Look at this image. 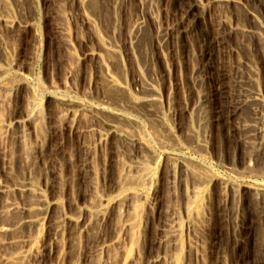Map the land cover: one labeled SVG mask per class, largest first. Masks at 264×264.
<instances>
[{"label":"rangeland","instance_id":"374dc122","mask_svg":"<svg viewBox=\"0 0 264 264\" xmlns=\"http://www.w3.org/2000/svg\"><path fill=\"white\" fill-rule=\"evenodd\" d=\"M5 1L15 25L6 27L0 22V66L9 68L8 75L17 76L22 87L16 91L9 104L0 103V120L8 125L7 131L3 132L2 129L0 133V186L15 189L12 200L4 192H0V225L7 220L4 215L7 213L4 208L6 203L14 201L21 210L24 203L29 201V197L26 201V197L17 190L19 184H28V181L34 179L32 184L39 191L37 193L42 194L41 197L48 203L45 204L50 210L49 214H38V228H24L25 230L17 233L16 247L29 255L25 263L70 264L75 259L72 255L74 249L70 242L71 233L72 230L80 232L81 229L82 241L76 254L78 264H92L94 257L100 260L98 264H130V259L137 264H145L156 255L164 256L167 249L165 246V250L162 249V245L157 246L156 240L159 229L166 223L167 214L171 211L169 209L176 207L179 227L177 264H264V194L255 198L251 192L240 189L236 191V195H233L232 189L229 191L231 186L236 189L246 186L264 190V172L260 167L256 168L258 166L248 169L242 165L248 149L238 143V135L233 131L234 123L221 127L215 120L219 108L223 110L224 107L227 110V103L238 98L233 82L235 72L231 71H235V59L242 62L245 57L248 58L245 46L253 45L237 29H251V22L246 16L247 10L254 12L256 16L258 14L259 21L264 22V10L258 7V3H264V0H224L226 4L218 3V0H198L201 7L193 12L187 9L192 5L191 0H148L150 3L147 6H151L158 26L147 16V6L144 4L146 0H95L93 5L86 0ZM202 7L205 16L199 22L196 18L201 15ZM225 18L227 19L223 24L221 21ZM87 19L95 30L89 26ZM61 21L66 22L70 43L68 49L58 28ZM135 21L144 22V28L136 38L131 27ZM24 24L27 26L24 27ZM158 29L168 31L166 41L159 46L156 38ZM94 31L101 36L104 45L114 49L117 54L111 59L107 56L105 58L103 54L105 69L96 59L86 55L92 49L98 50ZM202 35L207 39L202 38ZM35 39L37 43L33 45ZM3 47L11 53V59L14 60L11 63L5 58ZM33 49L37 50L35 58L31 57ZM260 57L261 54H255L253 60L260 74V82L264 84V68L261 70ZM105 72L125 87V92H121L122 100L126 98L125 101L119 98V93H115L116 97H109L103 87ZM138 74L146 78V82L152 81L151 84L158 94L156 111L159 110V117L152 116L156 119V126L161 128L167 125L170 130L172 139L161 142V145L155 139L146 109L140 107L139 110H134L130 104V109L125 105L128 102L126 92L133 98L143 97L138 86ZM0 80L1 88L7 75L0 76ZM3 95L4 92L0 89V97ZM27 97L37 100L44 115V130L42 140L40 139L42 161L38 163L39 168L34 166L32 152L28 150V124H17L25 113ZM204 97H207V101ZM262 97L264 99L263 93ZM110 98L120 99L121 104L120 100L118 102V99L115 101ZM60 99L75 104L72 107L62 105L59 104ZM202 101L206 106L203 107L209 109L211 119L203 127L207 132L204 136L206 147L199 149L186 137V131L190 123L188 119L191 120L197 114L196 104ZM93 107L113 112L108 118L113 123H116L117 118H129V126L137 131L141 142L144 145L146 143L150 153V165L155 170L154 181L143 189H133L138 199L135 202L137 211L140 209L137 228L140 230L141 239L136 247L129 248L127 237L119 232L120 218L112 211V206L117 202L115 187L119 148L110 144L109 139L99 138V134L106 133L108 127H104L102 121L88 111ZM73 113L82 117H79L77 132L69 128ZM21 133L28 140L27 143L19 137ZM130 146L129 152L136 154L139 151L137 146ZM88 147L89 151L92 149L91 153ZM90 159L98 168L95 190L102 198L105 216L91 222V226L85 225L86 229L63 228L59 236L55 235L51 227L54 216L64 218L65 222L86 216L84 212L89 207L88 194L93 189L87 181L90 171L86 167ZM184 161L191 162L213 178L212 183L206 182L201 187L200 193L192 198L194 201H191V206L186 211L183 195L191 189V178L176 169L174 185L168 183L169 165ZM40 176L42 178H38ZM178 176L185 178L180 180ZM129 189L132 191L131 188L127 191ZM170 190L174 191L171 193L176 199L173 206L167 207L173 204L170 202L166 206L167 198L171 195ZM227 192L229 199L226 197ZM34 200L32 202L37 203V197ZM198 202L204 204L205 212L200 228L190 223L193 218L192 210ZM126 203L119 209L122 216L131 209V204ZM5 242L0 237V256L10 254ZM190 245L192 251H189ZM127 248L130 251L128 260L122 262L123 250ZM92 252H98V256H94ZM66 255L69 259L72 257L70 263L66 261Z\"/></svg>","mask_w":264,"mask_h":264},{"label":"bare ground","instance_id":"6f19581e","mask_svg":"<svg viewBox=\"0 0 264 264\" xmlns=\"http://www.w3.org/2000/svg\"><path fill=\"white\" fill-rule=\"evenodd\" d=\"M94 1L95 0H86V2H88L89 4H92ZM178 1H187V0H178ZM191 2H192V5L187 8L189 11L193 12V10L201 7L200 2L198 0H191ZM217 2L226 4V1H224V0H218ZM96 3H97V1H96ZM149 3L150 2H148V0H146V2L144 4L147 6V5H149ZM150 7L147 6V11H146L147 16L150 18L151 22L154 25L158 26V22H157L156 18L154 17L155 15H154V13ZM258 7H259V9L264 10V3L259 2ZM257 10L258 9H256V11ZM57 11H58V9H57ZM9 12H10L9 6H8L7 2L5 0H0V22H2L6 27H13L15 25V22L10 18L11 13H9ZM204 16H205V12H204V8L202 7L201 8V15L197 16V18H196L197 21L200 22ZM246 16H247V18H249V20L251 22V29H240V28H238V29L236 28V29L239 30V32L241 33V35H243L244 38L248 37V40L245 38L246 41L249 42V40H250V42H252L253 45H251V47L244 45L246 47V48H244V50L246 49V53L245 52L244 53L247 55L248 58L245 57V60L244 61L242 60V62H241V60L239 62L238 59L237 60L235 59V61L237 62L235 64V68L233 67V69H235V71H233V70L231 71L233 73L234 72L236 73V74L234 73L235 76L233 74V79H234L233 82H234L235 88H236V89L234 88L235 91L236 90L238 91V98L234 101L231 99L232 102L227 103L228 107H229V108H227V110H225L224 107H223V110L219 108L220 110L218 109V111H216L217 114H215V120L218 124L221 125V127H225V126L227 127V125L229 123H234V124H232V125H234L233 131H234V133H236L238 135V136L236 135L238 137V139H237L238 143L240 145L243 144V146H245L246 150L248 149V152L246 151L247 155H245V158L242 162V165L244 167H247L248 169H251L255 166H258L256 168L260 167L261 170L264 172V99L262 97V93L264 95V84H263V82H262V84L260 82V80H261V79H259L260 74L256 68L255 61L253 60V57L255 56V54H261L260 58H261L262 62H260L261 63L260 67H262L261 70H263V68H264V24L263 23L264 22L259 21V19L257 18L258 14L256 16L254 12L251 13V12H249V10L246 11ZM221 17H222V15H221ZM61 18H63L62 15H61ZM247 18H245V19L247 20ZM226 19L227 18H225V20H223L221 22H224V21L226 22ZM220 20H222V19H220ZM86 21L88 22L89 26H91V28H93V30H95L93 24L90 23V20L87 19ZM225 22L223 24H225ZM65 23H66L65 21H61L58 28H59L62 40L68 49L70 47V43H69ZM143 23L144 22H142V21H135L132 23L131 27L133 28L135 38L138 36L140 30L142 28H144ZM25 26H27V25L24 24V27ZM225 26H227V25H225ZM228 26H229V24H228ZM31 27H32V25H31ZM225 28L228 29V27H225ZM167 32L168 31H166V30H159V29L157 30V33H156L157 37L156 38H157V45L158 46L166 41ZM93 33H96V38H97V42H98L99 47H98V50H95V49L90 50L86 55L90 58L96 59L98 62H100L101 66L105 69L106 68V65L104 64L105 61L103 63L104 59L102 60L103 54H105V58L108 57L110 59L115 58L117 56V54H115L114 49L108 48L107 46H105L106 44L104 45L103 40L100 38L101 36H99L97 34V32L94 31ZM202 38H206V36L202 35ZM36 43H37V41L35 39L33 45H35ZM241 43H242V41H241ZM240 45L243 46V44H240ZM246 45H248V43H246ZM136 46H137V44H136ZM9 47H11V46H9ZM237 47L239 48V46H237ZM2 49H3L2 52H4L5 58L7 59V61L9 63H11L13 60V59H11V55H10L11 53L9 54L7 52L6 47H3ZM36 51L37 50L33 49L32 53H31V57L35 58V55L37 53ZM6 52H7V54H6ZM253 53H254V55H253ZM237 54H238V51H237ZM233 55H234V53H233ZM73 57L74 56H72V58ZM122 70H123V68H122ZM8 74H9V68L0 66V76L7 75L6 82L5 81H4V83H2L3 81L1 82L2 87L0 89H2V91L4 92V95L2 97H0V103H2V104H9V102L12 101L13 96L16 94V91L20 87H22L21 82L19 80H17V78H16L17 76L15 77V76H11ZM68 74H71V73H68ZM105 75L106 76L103 75V79H104L103 87L106 90L107 94H109V97H110V95H114V97H116L115 93H119V94H121V97H119V98H121V100H122L123 93H121V92H125V89H124L125 87H123L120 84L121 82L119 83V81L116 80L115 77H113L109 74H106V72H105ZM140 75L138 76L137 81L139 82L138 86H140L139 89L141 90V93H142L140 95H143V97L138 96V98H136V97L133 98L132 96L128 95L126 92V95L128 97V102H130V103L126 102L128 104L125 103V105L129 106V104H130L131 108H134V110H136V109L139 110L140 107H144L146 109V113H148V115L150 116V118H149L150 122H151L150 127H152L155 139L158 140V142L160 144L161 142H164L165 140H168L169 138H171L170 130H169V127L167 125H164V124H163L164 127L160 125L161 128H158L156 126V124H157L156 119H155V117L153 118L152 116H158L159 117V115H158L159 110H158V112L156 111L157 110L156 107L158 105V99H157L158 94H157L153 84H151L152 81L150 80L151 82H146L145 81L146 78H143ZM218 85H220V81H219ZM219 87L221 88V86H219ZM217 88H218V86H217ZM104 89L102 91H104ZM218 91H220V90H218ZM104 93H105V91H104ZM107 94H105V95L108 97ZM219 94L221 95V93H219ZM118 96H120V95H118ZM27 99H26L25 113L22 116V120L17 121L18 122L17 124L21 125L20 123H23L22 124L23 126L28 124L29 132L26 133V138L29 140V141L27 140L29 143L28 148H30L28 150H31V152H32L33 160H34L33 161L34 166L38 167L39 166L38 163L42 161L41 160L42 145H40V143H41L40 139L43 136L44 115H43V111H42L41 107L39 106L37 100L33 99L32 97L31 98L27 97ZM110 99H113V98H110ZM116 99H118V98H115L113 100L116 101ZM125 99L123 98L124 101H125ZM199 99L200 98H198V100ZM119 100L120 99H118V102H119ZM121 100H120V104H121ZM115 101H113V102H115ZM206 101H207V99H206ZM68 103L64 102L61 99L59 101V104L71 106V107L74 106V104H75V103L74 104H72V103L68 104ZM196 105L198 106L196 108L197 110H195V112L197 111V114L195 116H193L194 118L192 117L191 120L188 119V121L190 123H188L189 125H188L187 131H186V134H187L186 137L191 139V142L193 143V146H195V148L204 149L206 147L204 136H205V133H207V132H205L206 130L203 129V127H205L207 122H209V119H211L209 117L210 111H209V109H206L203 107V105L205 106V103H203V101H202V103H198ZM128 108L130 109V106ZM81 109H83V108H81ZM145 109H144V111H145ZM138 110H137V112H138ZM58 111L61 113V110H58ZM88 111H91L94 115H96L102 121V124L104 127H108L106 133H100L99 134V138L103 139V137H104L105 140L109 139L110 144L117 145V147L119 148V149H117L119 158H118V162H117L116 187H115V199L117 202H115L114 206H112L114 209L112 211H115L116 215L119 216V218H120L119 232L124 233V235L127 237L128 243H129L128 245L130 246L129 248L136 247L140 244L138 242H140V239H141V238H139L140 237V233H139L140 230H138V228H137V225H138L137 220H138V217L140 214V213L138 214V212L140 209L137 211V207H136L137 205H135V202H137L138 199H137V194H136L135 190L133 192V189H143V188H145V186L147 184L150 185L154 181L155 170L150 165L151 164L150 163L151 159H150V155H149L150 153H148L149 151L146 148L147 146H145L146 143L144 145L141 142V140L138 136L139 134L137 133V131H135L133 127L129 126V124H131V123H128L129 118H126V117H124V119L117 118L116 123H113L111 121V119H108L110 117V115H113V112L109 111L108 109L104 108V109L98 110L97 108L93 107V108H90ZM131 111H133V110H131ZM191 113H193V112H191ZM193 115H194V113H193ZM57 116H58V114H57ZM59 116H60V114H59ZM213 116H214V114L211 115V117H213ZM79 117H81L80 114L78 117L75 113L72 114V118L70 119L71 122L69 124V128L73 132H77L76 128H77V125L79 123ZM213 119H214V117H213ZM160 121H162V120L160 119ZM161 123H163V122H161ZM162 127H163V129H162ZM7 128H8V125H6L3 121L0 120V133L2 132V129H3V132H6ZM86 131H87V129L83 132L85 133ZM83 132H80V133H83ZM152 135H153V133H152ZM20 136L22 137V133H21V135H19V137ZM80 136H82V134ZM22 138H23V140L26 141L24 136ZM12 139H14V138H12ZM27 141L25 143H27ZM30 142H33V143H30ZM165 142H167V141H165ZM130 145H132V146H130ZM129 146L130 147L137 146L139 151L136 152V154H133V152H131V151L129 152ZM89 148L90 147H88V151H89ZM131 150H133V148ZM89 152L91 153L92 149H90ZM235 152H236V150H235ZM243 154H245V153H243ZM78 159H79V157L77 158V160ZM84 164L86 165V162ZM87 165H88V167H86V168H89V171H90V173L87 174V181L90 182L93 189L88 194V199H89L88 205H89V207H87L86 212H84L86 216L83 218L76 217V218H73V219L65 222L66 220H63L64 218L62 219L61 217H59L55 213V215H57V216H54L52 223H51L52 226L50 224V226L53 228V230L55 232V235L59 236V234L62 233L63 228H84L85 225L91 226V225H93L91 222L96 221V220L98 221L101 217L105 216V214H104L105 210L103 211V209H102L103 208L102 207V202H103L102 198L99 196L98 192H96V190H95V180H96L95 178L97 176V169H98V168H96L97 165H96V163H93L92 160L88 161ZM176 169H179L181 174H182V172L185 173L184 175L188 174L192 180L191 181L192 186L190 185L191 186L190 191L189 192L187 191V193H185V195H183V197H184L183 205H184V209L186 211L187 209L190 208L191 203L194 201L192 198H194L196 195H198L200 193L201 187L206 182L212 183L213 178H211L204 170L200 169L199 167L192 165L191 162L188 163V162L184 161V162H180V163H171L169 165V172H168L169 173L168 174L169 175V178H168L169 184L171 182V184L174 185L175 178H177ZM203 169H205V168H203ZM35 170H37V169H35ZM37 171H39V170H37ZM60 176H61V174H60ZM72 177H73V175H72ZM180 177H182V176H180ZM38 178H42V177L40 176ZM38 178H37V180H38ZM183 178H185V177H183ZM178 179L182 180L181 178H179V176H178ZM58 180L60 181V178ZM34 181H35V179L31 182L28 181V184L22 183V184H19V186H18L19 188L17 190H19L20 193H22L23 196L26 197L25 198L26 201H28L27 198L29 197L28 198L29 201L27 203L26 202L24 203V207H22L21 210L14 203V201H11L12 196L14 195L15 189L10 188V187L2 188V186H0V192H4L9 197V199H11L8 203H6L4 205V208L7 211V213L4 215H5L7 220L3 224L0 225V237L3 238L4 240H6L5 246L9 249L10 254L7 256L6 255L0 256V264H24L26 262V259H28V257H29L28 253L23 251V250H19L16 247L17 246L16 244L18 241V238L16 239V237L18 235L17 233L24 228H32V227L38 228L37 226L40 224L38 217H37L38 214L40 213V215H42V214L46 215V214L50 213L48 206H46V204H45L47 202L46 201L44 202L43 198L41 197L42 194L39 195V193H37L39 191H36V187H35V185H33L34 183L32 184V182H34ZM169 184H168V186H169ZM182 184H184V182ZM61 186H63V185H60V187ZM128 188H131L132 191L129 189L130 192H128L129 191V190L127 191ZM170 188L171 187L169 186L168 189H170ZM204 188H203V190H204ZM231 189L233 190L232 191L233 195H236V191L239 189L241 191H244V192L246 191L247 193L251 192L253 195H255V198H256V196L264 194L263 189L260 190L259 188H252V187H246V186H242V187H239L237 189L233 188V186H231L229 188V191ZM37 190H38V188H37ZM171 190H170V193L172 192ZM168 193L169 192L167 191V195H168ZM172 193H171V195H172ZM171 195L169 196V198L166 197L167 198L166 206L168 204L170 205V202L171 203L173 202V204H171L170 206H167V207H171L174 205L176 198H175V196L172 195L173 200H174L173 201ZM205 195H207V194H205ZM227 195H229L228 192L226 194V197H227ZM35 197H37V203L32 202V199L34 200ZM262 198H264V197L262 196ZM169 199H171V200H169ZM227 199H229V198L227 197ZM128 201L131 204L130 205L131 207L128 206V208L130 207L131 209L128 210L126 212V214L122 216L119 209H120L122 204H125ZM263 201H264V199H263ZM129 203H126V204H129ZM202 203H204V201ZM35 204H37L36 207L34 206ZM37 206L40 210H38ZM203 206H204V204L201 205V203H199L198 205H196V207L193 210L191 209L193 211V212L191 211L193 213L192 214L193 216L191 215L193 218L190 221L192 226L200 228V225L203 222V218H205L203 216L205 214V212L203 210L204 209ZM138 208H139V206H138ZM169 210H171L170 212L168 211L170 214L168 213L167 214L168 216L166 215L168 218L166 219L165 225H163L159 229V234L157 237L158 239L156 240L157 246L161 247V245H162V247H163L162 249H164V246L166 247V249H167L166 252L168 253V255H167L168 261H167L166 252L164 251L165 252L164 256L156 255L154 259H151L150 261L146 262L145 264H162V263L163 264L164 263L165 264H177L176 252L178 251L177 249L179 248L178 247V244H179V242H178L179 227H178L177 214H176L177 209H176V207H173V208L171 207V209H169ZM85 229H86V227H85ZM80 232H82L81 229H80ZM80 232H76V231L72 230V233H71L72 239L70 240V242H71V245L73 246V249H74L72 255L75 256V259L73 260L72 257H70L73 260V262L71 261V263H70L69 260H71V259H69V257L67 256L69 254H67L66 256L68 259L66 261L70 264H76L77 263L76 262L77 249L79 248L80 241H82V238H80L81 237ZM189 248H190L189 251H192L191 249H193V248L191 245ZM96 249H97V247H96ZM98 252H100V251H98ZM98 252H96V253L98 254ZM129 252L130 251L128 250V248L126 250H123L122 262H125L128 260ZM96 253H93L94 256L95 255L98 256ZM92 258L93 257L91 256V259ZM98 260L99 259L97 257H94L92 264H98ZM163 261H165V262H163ZM99 262H100V260H99ZM129 263L130 264H137V262L133 259H130ZM99 264H101V263H99Z\"/></svg>","mask_w":264,"mask_h":264}]
</instances>
